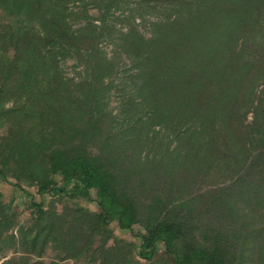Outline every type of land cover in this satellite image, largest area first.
<instances>
[{"label": "trees", "instance_id": "trees-1", "mask_svg": "<svg viewBox=\"0 0 264 264\" xmlns=\"http://www.w3.org/2000/svg\"><path fill=\"white\" fill-rule=\"evenodd\" d=\"M78 1L0 0V260L264 264V0Z\"/></svg>", "mask_w": 264, "mask_h": 264}, {"label": "rangeland", "instance_id": "rangeland-1", "mask_svg": "<svg viewBox=\"0 0 264 264\" xmlns=\"http://www.w3.org/2000/svg\"><path fill=\"white\" fill-rule=\"evenodd\" d=\"M89 2H90V5L88 6V9H89L90 15L96 21V23H99V20H98L99 12L94 7V4H91V3H94L93 0L78 1V2H76L75 6L73 4H71V6L72 7H80L84 3H89ZM123 7L125 9V7H128V6L124 5ZM1 17H2V15L0 14V18ZM145 19H146V21L140 25L139 30H141V32L146 37H148V36H150L149 23L152 22L154 20V18L151 16H150V18H148V16H146ZM137 22L140 23L139 18H137ZM74 23H75L74 28H78L82 24L81 21H77ZM101 46H102V50L104 51V53H106L109 56V58H112L113 57L112 55H114V49H115L114 45L111 42L105 40V41H102ZM118 62L120 64L119 65V76L121 78H123V77L127 76L126 71L129 69V66L127 65V60L124 56L122 58H120L118 60ZM73 65H74V63L72 60L66 61L63 65L64 71L69 77H73L74 75L76 76L77 72L75 71V67ZM78 70H80V69H77V71ZM110 102H111V108L116 110V107L118 104L116 97H113ZM13 184H14V182L7 183V182L0 180V192H2L4 194L5 200L7 202L12 203L14 206V209L20 213V215H21L20 219L26 220L31 216V213L33 211L31 206H30V203H29L30 198L24 192H22L20 189L16 188ZM26 189L33 196V198L36 202H40L43 200V203L46 206L48 204V202L52 201V198L49 196H45L44 198H40L37 194V189L35 187H29ZM80 202L82 203V205H84L86 207L96 209V206L94 204L86 203L84 201H80ZM112 228H113L114 232L121 239L132 242L136 245L138 244L137 240L132 236L131 233L120 232L116 223H114L112 225ZM137 232H139V227H134V233H137ZM161 254H164V252L161 251ZM3 262H4V260H0V264H3ZM68 264H72V263H68Z\"/></svg>", "mask_w": 264, "mask_h": 264}]
</instances>
